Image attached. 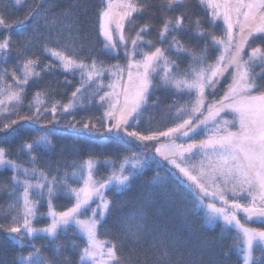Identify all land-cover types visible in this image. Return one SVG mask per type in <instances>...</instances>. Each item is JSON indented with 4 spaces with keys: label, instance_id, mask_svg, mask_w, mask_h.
Segmentation results:
<instances>
[{
    "label": "snow or ice",
    "instance_id": "snow-or-ice-1",
    "mask_svg": "<svg viewBox=\"0 0 264 264\" xmlns=\"http://www.w3.org/2000/svg\"><path fill=\"white\" fill-rule=\"evenodd\" d=\"M23 2L15 0L16 5ZM197 2L206 11L204 17L191 13L185 0H165L157 26L151 12L152 0H102L96 13L98 35L103 37L101 51L116 58L122 54L126 61L123 65L119 59L106 64L95 56L79 58L74 44L48 46L50 40L59 44L65 31L70 39H74L73 31L79 32V21L71 6L63 11V20L30 11L23 19L9 22L8 14L0 10V33H7L0 38V63H7L15 55L19 58L20 73L0 68V142L33 125H40L43 132L24 140L20 146L28 153L26 163L31 167L9 158V149L0 147V167H8L13 173L12 191L16 187L23 189L9 205L16 213L11 215L10 223H0V232L21 248L11 264H52L44 255L43 246L37 247L31 241L37 234H45L51 238L54 254L59 257L65 247L58 242L59 237L67 235L69 228L73 234L83 236V247L75 240L70 242L73 251L78 249V264H122L116 245L98 239V229L104 226L113 206L105 193L113 183L118 186L117 191H124L132 179L152 165L166 171V176L156 171L152 178L166 195L190 198L191 207L182 213L185 219L196 216L199 209L207 224L222 221V229L235 230L233 244L223 255L234 248L242 264H264V227L249 225H264V0ZM178 8L184 10L167 14ZM145 15L149 18L139 23L137 17ZM41 21L49 29L42 50L53 58L42 67L38 56L26 55L42 35ZM28 23L33 25L31 34L22 31ZM57 24L60 28L53 35ZM14 27L21 30L17 40L11 35ZM217 28L220 35L216 34ZM153 30L156 38H147ZM132 32L135 34L131 35ZM184 57L189 62L181 68ZM57 71L65 74L63 83L67 85L72 83L67 76L79 73V85L71 92L68 103L50 101L52 89L46 88L32 94L28 101L31 114L19 115L30 84L39 88L43 74ZM9 78L12 83H8ZM225 81L223 95H218ZM158 91L187 99L168 106L173 126L145 134L137 129L144 110L158 105ZM85 99L88 104L95 101L104 107L103 113L98 118H73L67 121L69 129L82 134L127 137L152 146L151 154L126 156L118 169L113 163L107 176L97 175L101 161L92 156L74 164V170L65 171L62 176H50L38 167L39 147L52 146L48 126L60 124V116L72 115L78 107L82 108ZM229 114L230 120L226 119ZM13 115L16 119L11 118ZM48 116L51 119L45 121ZM70 181L80 186L73 187ZM61 195L74 199L64 211H58L54 203ZM41 206H46L47 211L40 212ZM42 218L50 222L43 227L34 226ZM158 227L149 224L141 212L135 227L125 225V233L133 243L143 242L155 233L150 247L162 249L160 258L166 264H223L212 241L200 240L188 247L189 241L158 231ZM24 247L32 251L24 254ZM257 251L259 255H255ZM185 255L190 259L186 261ZM127 259L138 264L140 258ZM0 264L4 262L0 260ZM63 264L72 262L65 257Z\"/></svg>",
    "mask_w": 264,
    "mask_h": 264
},
{
    "label": "trees",
    "instance_id": "trees-1",
    "mask_svg": "<svg viewBox=\"0 0 264 264\" xmlns=\"http://www.w3.org/2000/svg\"><path fill=\"white\" fill-rule=\"evenodd\" d=\"M154 7L151 12L155 14L154 22L159 26L162 5L165 0H152ZM186 7L191 13L204 17L206 15L205 9L198 4L197 0H185ZM72 7V11L78 18L79 32L73 31L70 39L69 33H65V38L62 37L59 44L54 41H48L49 47H59L64 44H74L79 58H87L95 56L100 60H104L106 64H114L119 59L123 65L126 61L121 54L120 57H110L105 55L101 49L103 48V37L98 35L96 13L102 7V0H24L21 5H16L15 0H0V10L8 14L9 22L23 19L30 11H38L41 16L47 15L49 19L58 17L63 20L62 13L65 9ZM184 10L178 8L174 12L167 13L168 15H175L176 12ZM149 17H137L139 23H143ZM66 23L68 21H65ZM42 24V21H41ZM32 23L24 26L22 31H32ZM208 27L207 24L204 25ZM220 29H216V34L220 35ZM21 30L17 27L12 29L11 35L13 40L20 37ZM127 32V31H126ZM128 34V33H127ZM135 33L132 32L131 35ZM2 35L7 33H0ZM149 39L156 38V32L153 30L148 37ZM43 39V40H42ZM45 43V37L40 36L35 42L34 46L26 53L28 56H38L41 60V67L44 63L49 62L53 58L49 54L43 52L42 47ZM193 44L196 41H192ZM203 43L202 41L200 42ZM83 46L82 48L80 46ZM213 57L215 53L212 54ZM189 60L184 57L181 62V68L186 67ZM19 58L15 55L7 61V63H0V68H8L9 70L16 69L17 75L19 70L17 65ZM39 70V69H38ZM65 74L57 71L52 74H43V79L39 81V88L36 84L31 83L26 89L27 96L22 107L18 109L19 115H30L28 101L32 99V94L38 90L46 88L52 89L49 92L50 101H61L68 103L71 92L79 85V73L75 76L69 74L67 79L72 83L71 85L64 84ZM8 83H12L9 78ZM227 86V81L221 86V91L218 95H223V88ZM89 89L88 91H91ZM107 91V89H105ZM103 94V93H100ZM159 97V103L156 107L149 106L142 113V119L139 129L147 134V131L165 130L167 127L173 126V121L169 116V105L174 101L183 103L187 96L173 95L167 91H158L155 93ZM106 107V105H105ZM104 111V107H100L95 101L92 104L84 100V106L77 108L72 115H63L59 119L61 123L55 126H48V135L52 141V146L41 145L38 149L39 160L37 166L42 167L49 175L62 176L65 171L72 172L74 164L79 165L83 163L89 156L98 158L101 164L98 166V176H107L112 170V165L115 163L116 168L123 162V158L131 156L135 153L137 156L150 155L152 146H145L142 143L130 140L127 137H108L100 136L99 134L78 133L74 129H69L66 124L67 121L87 119L88 117H100ZM174 111V109H172ZM12 119H16L13 115ZM226 118H232L227 115ZM51 119V116L45 118V121ZM131 130V129H130ZM43 134L40 125H33L28 130H21L20 133L14 137L9 138L8 141L0 142V147L9 149V158L16 160L18 163H24L25 167H31L26 163L28 160V153L21 150V144L24 140H31L38 135ZM201 137H198V139ZM163 142V141H161ZM127 167H130L128 165ZM59 168V172L56 169ZM78 172L79 169H76ZM156 171L161 173V176H166V171L162 167L157 169L155 165L146 167L142 173L131 180L127 189L124 191H117V186L111 187V190L106 191L109 200L113 201L112 210L105 217L104 226L98 229L99 236L116 245L118 254L123 258L122 264H137L135 260L130 262L127 258L129 256H139L138 264H166L161 257L162 249L151 248L150 245L155 233L148 235L143 242L133 243V241L125 233V225L135 227L138 222V216L142 212L147 217L149 224L158 225V231L163 230L183 240L189 241L188 247H193L198 244L200 240L212 241L221 253L220 259L223 264H242L238 260L239 253L233 248L228 255H223V252L228 251L233 244V238L236 235L235 230H225L221 228L222 221L215 225H209L203 216L202 210H197L196 216H189L185 219L183 210L191 207L190 198L188 200L181 198L179 195L169 197L160 188V186L153 183V176ZM12 170L8 167H0V223L8 225L11 220V215L16 214L14 210L9 208V205L14 203L16 197L22 193V187H16L13 192V183L11 181ZM35 182V181H33ZM73 187L79 185L70 181ZM171 190V184H167ZM58 211H64L71 207L74 199L61 195L54 201ZM207 203V202H206ZM94 207V204H93ZM40 212H46V206L39 208ZM5 213H9L5 215ZM50 221L48 219H39L34 222V226L43 227ZM252 225H255L252 223ZM77 241L83 247V236L80 233L73 234V229H68V234H61L59 237L60 243L65 247L61 250L60 256L56 257L54 254V243L51 238L46 237L45 234H37L35 239L31 241L37 247H41L45 256L52 260V264H63V259L67 257L72 264H78V249L73 251L70 245L71 241ZM28 241H26V244ZM171 247V246H169ZM135 250V251H133ZM21 251L19 245L6 238L5 234L0 232V260L4 264H11V261L17 252ZM32 251L30 247H24L23 252ZM194 251V255H195ZM175 253L172 259L175 260ZM190 259L185 255V260Z\"/></svg>",
    "mask_w": 264,
    "mask_h": 264
},
{
    "label": "rangeland",
    "instance_id": "rangeland-1",
    "mask_svg": "<svg viewBox=\"0 0 264 264\" xmlns=\"http://www.w3.org/2000/svg\"><path fill=\"white\" fill-rule=\"evenodd\" d=\"M66 23V22H65ZM59 28H60V25L59 24H57L56 25V27H55V29H53V32H52V34L53 35H56V32L59 30ZM31 32L32 31H27L26 33L27 34H31ZM39 32L42 34L41 36H44V37H47L48 35H49V29L48 28H46V27H44L43 26V22H42V24H41V26H40V28H39ZM65 33H67V31H65L62 35H61V38L62 37H64L65 38ZM126 34H127V32H126ZM60 38V39H61ZM43 40V39H42ZM125 79H126V76H125ZM108 81H109V78L106 76L105 77V83H108ZM108 90V89H107ZM122 99V98H121ZM227 119V118H226ZM229 120L231 119V118H228ZM233 130H235V129H233ZM163 142H166V141H163ZM179 142V141H178ZM80 186V184L78 185V186H76V187H79ZM114 186H117V185H115V183H113V185H112V187H114ZM118 187V186H117ZM106 194V193H105ZM205 202H210V201H205ZM219 206V205H218ZM94 207H95V204H94ZM83 218V217H82ZM252 223L253 222H249V225L251 226V227H264V225H261V224H259L258 222H256V223H254L255 225H252ZM82 235V234H81ZM98 239L100 240V241H108V240H105L104 238H101L100 236H99V233H98ZM255 255H259V252L257 251L256 253H255Z\"/></svg>",
    "mask_w": 264,
    "mask_h": 264
}]
</instances>
